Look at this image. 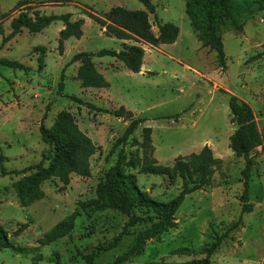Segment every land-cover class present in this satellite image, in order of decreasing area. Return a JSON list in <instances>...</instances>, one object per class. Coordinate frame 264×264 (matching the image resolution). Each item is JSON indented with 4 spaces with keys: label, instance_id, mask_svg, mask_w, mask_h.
I'll list each match as a JSON object with an SVG mask.
<instances>
[{
    "label": "rangeland",
    "instance_id": "1",
    "mask_svg": "<svg viewBox=\"0 0 264 264\" xmlns=\"http://www.w3.org/2000/svg\"><path fill=\"white\" fill-rule=\"evenodd\" d=\"M236 1L246 11L245 32L222 31L227 69L219 66L216 52L198 41L186 14L188 0H152L156 5V15H150L154 32L158 33V24H175L180 29L177 42L143 45L144 69L137 74L121 62L116 64L115 58L95 57V65L106 70L110 83L108 88L97 89L82 86L77 78L80 64H70L72 58L80 52L120 51L123 42L104 35L87 13L103 15L114 7L146 10L139 0H0V58L25 67L0 66V155L6 158L0 164V222L14 247L25 249L22 253L17 248L3 249L0 264H34L37 259V264H87L95 253L99 255L93 264L182 263L208 257L207 250L219 237L221 246L210 256L213 264H264V146L252 152L250 203L254 210L243 213L245 159L230 149L237 126L231 123L229 107L231 96L251 105L258 129L264 133V56H260L264 53V11L249 6L254 0ZM22 12L71 13L74 21H85L84 36L67 40L63 53L59 51L62 22L40 33L23 29L11 38L12 21ZM38 48L46 53L42 68ZM64 111L75 116L98 147L91 159V176L73 175L64 190L56 180L47 181L42 185L45 198L23 207L13 184L24 176L22 171L42 160L46 146L40 126L51 128ZM117 111L123 117H117ZM134 119H145L134 134L138 141L145 127L153 129L154 157L161 165L173 166L179 156L198 153L208 145L223 162L211 185L187 196L176 213V227L147 240L138 255L124 257L138 233L146 229L144 225L130 228L115 248L107 249L129 222L128 216L111 209L90 218L82 214L70 235L42 245L44 234L71 215L80 202L97 198L98 185L122 149L129 157L133 153L143 158L141 148L118 144ZM140 168L128 172L154 200L167 203L179 195L181 180L144 174ZM3 169L10 174L3 175ZM23 224L29 228L17 235Z\"/></svg>",
    "mask_w": 264,
    "mask_h": 264
},
{
    "label": "trees",
    "instance_id": "2",
    "mask_svg": "<svg viewBox=\"0 0 264 264\" xmlns=\"http://www.w3.org/2000/svg\"><path fill=\"white\" fill-rule=\"evenodd\" d=\"M139 1L146 10L133 11L124 7H114L103 15L87 13L93 22L101 27L104 35L122 41L123 45L120 51L102 49L98 52H80L72 58L70 64H80L77 78L84 88L104 89L110 86L105 76L95 65L93 61L95 57L116 58L125 68L137 74L142 72L144 66L146 51L143 45L159 46L177 42L180 35L179 27L172 23L158 24L159 31L156 34L150 21V15H156V5L152 0ZM249 6L264 11V0H254L249 3ZM186 14L203 48H207L209 52H216L219 66L223 70L227 69L222 31L234 30L244 34L246 11L243 6L239 5L236 0H188ZM56 22L64 24L59 38V51L63 53L67 40L81 39L84 36L85 21L83 19L74 21L71 13L46 16L39 12L33 15L22 12L18 18L12 21L10 36L11 38L16 37L23 29H28L31 33H40ZM38 50L42 51L39 58L40 68H42L46 53L44 48H38ZM260 56H264V53ZM0 66L25 69L20 62L5 58H0ZM63 87L64 84H62L61 90ZM69 98L83 104V101L75 96ZM229 107L232 116L231 123L237 126L230 138V149L238 157L245 159V168L242 171L244 178V190L241 196L242 210L243 213H251L254 210V205L250 203L254 167L252 152L258 147L264 146V133L258 129L256 115L251 105L240 101L236 96H231ZM115 114L117 117H123L120 111ZM127 114L129 117H133L131 111H128ZM144 122L145 119L132 120L118 143H130L132 147L141 148L143 158L133 153L129 157L122 149L116 164L110 168L103 182L98 185L97 198L80 202L79 207L71 215L44 234L40 240L42 245H51L70 235L75 228L77 219L82 214L90 218L95 213L111 209L128 216L129 222L107 249L115 248L121 238L129 234L130 228L144 225L146 229L138 233L124 257L138 255L142 252L147 240L176 227V213L187 196L211 185L215 172L221 168L223 162L215 157L213 150L208 145L198 153L185 157L179 156L173 166L161 165L154 157L153 129L150 127L143 129L141 142L134 138L135 132ZM40 134L46 146L42 160L34 167L22 171L24 176L13 184L23 207H29L45 198L42 185L47 181L56 180L57 184L63 185L60 190H64L70 185L73 175L83 178L90 177L91 159L98 151L93 139L81 130L75 116L68 111L61 112L51 128L42 124ZM5 159L3 155H0V164ZM140 165V171L144 174L165 176L170 181L181 180L182 190L179 195L167 203L154 200L148 192L139 187L136 176L128 172V170L137 169ZM30 171L32 172L27 174ZM2 174L10 173L3 169ZM135 211L139 214L135 215ZM237 227L238 223L233 226V229ZM28 228L29 225L23 224L15 233L20 235ZM221 243L222 237H219L207 250L208 257L204 259L182 263L160 260L149 264H213L210 256L216 253ZM7 248L17 247H14L9 239V233L0 222V251ZM15 250L22 253L25 249L17 248ZM104 250L101 249L100 252ZM98 255L99 253H95L87 258V264H93ZM38 260H35L34 264H37Z\"/></svg>",
    "mask_w": 264,
    "mask_h": 264
},
{
    "label": "crops",
    "instance_id": "3",
    "mask_svg": "<svg viewBox=\"0 0 264 264\" xmlns=\"http://www.w3.org/2000/svg\"><path fill=\"white\" fill-rule=\"evenodd\" d=\"M115 59H116V58H115ZM116 64H119V61H117V59H116ZM120 66H122V65H120ZM143 67H144V66H143ZM143 67H142V71H143V69H144ZM98 70H99V69H98ZM99 71H100L103 75L106 73V72H105L106 70H102V71L99 70ZM104 76H105V75H104ZM109 84H110V83H109Z\"/></svg>",
    "mask_w": 264,
    "mask_h": 264
}]
</instances>
